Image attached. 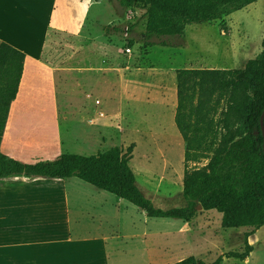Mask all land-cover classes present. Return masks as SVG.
<instances>
[{
    "label": "rangeland",
    "instance_id": "rangeland-1",
    "mask_svg": "<svg viewBox=\"0 0 264 264\" xmlns=\"http://www.w3.org/2000/svg\"><path fill=\"white\" fill-rule=\"evenodd\" d=\"M96 1L99 2V21L94 23L92 32L87 31L91 40L82 42L69 38L64 42V49L55 48L45 55L65 54L69 63H74L75 59L97 61L98 65H83L99 66L98 87L81 95L84 89L76 78L66 80L53 71L45 80L47 83L38 86L51 91L52 95L39 97L33 95L32 82L36 79L33 76L5 78L0 86V150L23 161H35L64 152L89 155L114 146L127 154V146L134 142L128 163L144 195L156 207H181L185 202L179 146L170 142V135L151 138V145L147 137L148 131L168 130L171 112L163 109L161 115L157 110L153 116L146 115L145 110H131L127 100L134 95L138 100H163L172 108L176 105L175 69L183 67L186 55L192 54L191 49L179 44L185 40L190 42L193 31H197L196 35L202 40L209 41L210 50L223 48L229 68L242 67L262 49L264 0H256L209 22L189 24L185 37H152L150 40L156 44L151 46L145 44L144 9H124L116 0ZM128 24L132 27L127 30ZM127 39L133 40L129 53L125 51ZM111 63L120 67L113 69L112 79L119 80L122 76L126 81L122 84L125 99L111 98V88H119L115 83L111 86ZM85 70L91 75L92 69ZM175 131L179 133L176 126ZM206 162L207 159L201 158L199 163L189 164L202 166ZM124 202L123 207L111 201V216L118 213L126 222L122 230L119 226L116 233L111 232L109 264H168L188 255L211 263L228 251H242L246 232H252L247 238L252 246L248 257L241 260L224 256L221 264H264V225L257 229L251 226L224 228L221 213L213 209H197L189 221L149 217L135 205ZM88 221L84 220L81 226L83 235L102 233L97 224H87ZM88 243L101 245L99 240L85 241L84 248ZM83 254L84 259H89L85 249ZM80 258L77 255L74 260L68 254L66 260L68 264H77Z\"/></svg>",
    "mask_w": 264,
    "mask_h": 264
},
{
    "label": "trees",
    "instance_id": "trees-1",
    "mask_svg": "<svg viewBox=\"0 0 264 264\" xmlns=\"http://www.w3.org/2000/svg\"><path fill=\"white\" fill-rule=\"evenodd\" d=\"M116 1L124 9H144L145 44L151 46L156 44L150 40L152 37H182L187 25L218 19L256 0ZM128 25L127 30L132 27ZM126 42L128 47L133 44L132 39ZM261 46V51L242 67L176 70L174 120L184 141L183 206L163 209L144 195L128 163L134 143L127 146V154L114 146L94 154L64 152L34 162L22 161L0 150V179L14 175L28 179L77 177L145 210L149 217L189 221L200 204L204 210L221 213L224 228L261 227L264 225V151L260 127L264 108V34ZM11 51L10 44L0 42V78ZM201 158L207 162L196 166ZM251 233L244 234L242 251H228L211 263L188 255L169 264H221L224 256L245 260L252 250L247 239Z\"/></svg>",
    "mask_w": 264,
    "mask_h": 264
},
{
    "label": "crops",
    "instance_id": "crops-1",
    "mask_svg": "<svg viewBox=\"0 0 264 264\" xmlns=\"http://www.w3.org/2000/svg\"><path fill=\"white\" fill-rule=\"evenodd\" d=\"M98 3L96 0H0V42H6L12 47L0 78V86L5 78L16 79L17 76L29 75L36 78L32 82L35 86L33 95L47 97L52 92L38 86L40 83L46 84L45 80L56 72L66 80L69 77L76 78L84 89L81 95L94 91L98 87L99 66L92 65L88 68L83 64L98 65L97 61L92 63L89 60L75 59L74 63H69L65 54H45L55 48L64 49V42L69 38L89 42L91 39H88L87 31L92 32L94 23L99 21ZM196 33L197 31L192 32L190 42L185 40L183 44H179L192 51V54L186 55V62L180 68H229L223 48L220 46L219 50H210L209 41L202 40ZM219 33L222 36V32ZM114 68L120 69L111 63V86L115 83L119 88H111V98L125 99L122 84L126 81L122 76L119 80L112 79ZM85 69H92L91 75ZM126 104L131 110H145L146 115L151 116L156 110L161 115L163 109H169V131H148V145H151V138L170 135V142L179 146L180 160L184 159V141L180 133L175 131L176 105L172 108L163 100H138L134 95H131ZM142 115L145 116L143 113ZM38 160L41 159L35 161ZM111 201L120 203L123 207L125 205V200L77 177L28 179L23 175H14L0 179V264H68V254L74 260L80 255L81 262L77 264H109L108 241L111 240V232L116 233L119 226L122 230V225L126 222L119 218L118 213L115 217L111 216ZM144 215H147L146 212ZM86 219L89 220L87 224H97L102 233L96 236L83 235L80 229ZM94 240L101 241V245L88 243L84 248L83 242ZM84 249L89 259L83 258Z\"/></svg>",
    "mask_w": 264,
    "mask_h": 264
},
{
    "label": "water",
    "instance_id": "water-1",
    "mask_svg": "<svg viewBox=\"0 0 264 264\" xmlns=\"http://www.w3.org/2000/svg\"><path fill=\"white\" fill-rule=\"evenodd\" d=\"M263 119H264V108H263V110H262V112L260 114V127H261V132H262V135H263V144H262V147H263V151H264V124H263ZM197 209H202V206L200 204H198L196 206V210ZM144 212H146V211L144 210Z\"/></svg>",
    "mask_w": 264,
    "mask_h": 264
},
{
    "label": "built area",
    "instance_id": "built-area-1",
    "mask_svg": "<svg viewBox=\"0 0 264 264\" xmlns=\"http://www.w3.org/2000/svg\"><path fill=\"white\" fill-rule=\"evenodd\" d=\"M125 51L129 53V52H130V47H126V48H125ZM97 102H98V101H97Z\"/></svg>",
    "mask_w": 264,
    "mask_h": 264
}]
</instances>
